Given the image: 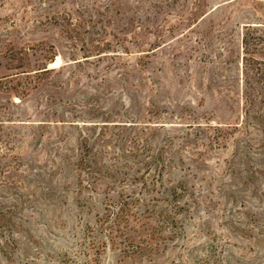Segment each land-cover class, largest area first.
Masks as SVG:
<instances>
[{"label":"rangeland","instance_id":"obj_1","mask_svg":"<svg viewBox=\"0 0 264 264\" xmlns=\"http://www.w3.org/2000/svg\"><path fill=\"white\" fill-rule=\"evenodd\" d=\"M0 264H264V0H0Z\"/></svg>","mask_w":264,"mask_h":264},{"label":"trees","instance_id":"obj_2","mask_svg":"<svg viewBox=\"0 0 264 264\" xmlns=\"http://www.w3.org/2000/svg\"><path fill=\"white\" fill-rule=\"evenodd\" d=\"M243 41H244V43H245V37L243 38Z\"/></svg>","mask_w":264,"mask_h":264}]
</instances>
